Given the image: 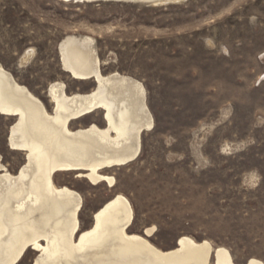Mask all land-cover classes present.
<instances>
[{
    "label": "rangeland",
    "instance_id": "374dc122",
    "mask_svg": "<svg viewBox=\"0 0 264 264\" xmlns=\"http://www.w3.org/2000/svg\"><path fill=\"white\" fill-rule=\"evenodd\" d=\"M159 5L0 0V63L49 110L54 82L69 94L96 87L63 72L59 47L67 36L95 39L104 75L144 84L155 127L137 161L108 172L116 186L57 177L82 195L83 229L123 194L135 213L131 232L156 227L151 241L162 250L188 236L227 248L238 264L264 263V0ZM30 49L33 58L22 64ZM102 118L74 128L104 126ZM13 123L0 117V156L16 173L25 156L10 150ZM35 258L28 253L23 263Z\"/></svg>",
    "mask_w": 264,
    "mask_h": 264
},
{
    "label": "bare ground",
    "instance_id": "6f19581e",
    "mask_svg": "<svg viewBox=\"0 0 264 264\" xmlns=\"http://www.w3.org/2000/svg\"><path fill=\"white\" fill-rule=\"evenodd\" d=\"M62 1L161 5L185 0ZM59 50L63 72L96 87L69 94L64 82L52 83L51 110L0 63V117L14 122L10 150L25 156L16 173L0 156V264H26L31 252L36 258L30 264H238L227 248L207 240L183 236L175 248L162 250L151 241L156 227L131 232L135 213L123 194L103 204L83 229L84 199L76 189L57 184V177L76 174L92 187L114 188L108 172L140 158L143 138L155 123L144 84L119 72L104 75L95 39L67 36ZM34 54L26 51L20 62L28 63ZM95 114H102L104 126L74 128ZM245 264L264 263L252 258Z\"/></svg>",
    "mask_w": 264,
    "mask_h": 264
}]
</instances>
